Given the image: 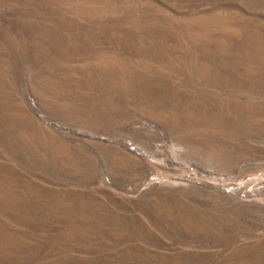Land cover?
<instances>
[{
    "label": "rangeland",
    "instance_id": "1",
    "mask_svg": "<svg viewBox=\"0 0 264 264\" xmlns=\"http://www.w3.org/2000/svg\"><path fill=\"white\" fill-rule=\"evenodd\" d=\"M0 264H264V0H0Z\"/></svg>",
    "mask_w": 264,
    "mask_h": 264
},
{
    "label": "built area",
    "instance_id": "2",
    "mask_svg": "<svg viewBox=\"0 0 264 264\" xmlns=\"http://www.w3.org/2000/svg\"><path fill=\"white\" fill-rule=\"evenodd\" d=\"M249 179H251V178H249ZM245 195H243V197H244Z\"/></svg>",
    "mask_w": 264,
    "mask_h": 264
}]
</instances>
